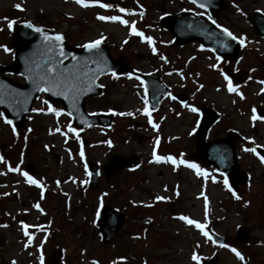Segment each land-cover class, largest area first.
<instances>
[{"label": "rangeland", "instance_id": "374dc122", "mask_svg": "<svg viewBox=\"0 0 264 264\" xmlns=\"http://www.w3.org/2000/svg\"><path fill=\"white\" fill-rule=\"evenodd\" d=\"M225 1L228 7L216 24L238 38L242 31L251 30L248 14L264 13V0ZM99 3L81 7L73 0H0V45L10 49L6 53L0 48V65L13 62V35L7 21H13V26L28 22L62 34L73 46L103 36L102 43L115 58L123 59L134 70L160 77L171 92L187 93L188 99L183 104H175L172 97L163 99L155 112L149 111L155 113L149 115L156 125L153 128L149 116L143 114L147 98L142 83L124 73L101 78L102 95L86 101L89 113L111 116L107 129L76 130L59 104H50L61 110L59 117L47 112L43 94L32 106L43 111L31 109L15 134L11 125L0 119V264H49L50 254L58 249L66 253L60 264H196L191 259L193 251L199 264L215 256V264H264V164L243 150L264 146V124L251 119L252 108L264 105L259 87L264 78V41L256 38L252 44L244 42L242 57L230 64L217 61L197 44L169 47L172 38L160 24L163 16L181 10L207 16L187 0H117L109 8ZM17 4L20 8L15 7ZM119 8L126 11L122 13ZM98 15L119 16L129 23L101 21ZM131 26L152 38L151 47L130 34ZM249 66L256 69L250 78L233 82L239 86L241 99L227 91L221 72L226 75V68L248 72ZM9 78L23 82L16 75ZM202 106L219 111L208 141L224 138L229 129L246 136L243 143L234 141L236 165L250 175L248 184L237 192L240 199L233 198L213 168L198 165L208 173L204 177L186 164L152 161L155 148L156 155L191 163L198 114L190 108ZM129 112L132 115L113 114ZM69 127L75 132H68ZM114 156L135 158L137 165L105 176L103 167ZM90 162H96L101 173L95 191L88 188L85 175ZM27 166H32V171ZM22 172L40 187L27 183ZM156 196L166 199L157 201ZM102 207L126 216L124 228L108 243L102 242L96 231V212ZM180 216L225 237L228 247L214 245ZM21 223L29 226L30 242ZM240 229H246L241 244L234 240ZM232 248L241 258L230 251Z\"/></svg>", "mask_w": 264, "mask_h": 264}, {"label": "water", "instance_id": "95a60500", "mask_svg": "<svg viewBox=\"0 0 264 264\" xmlns=\"http://www.w3.org/2000/svg\"><path fill=\"white\" fill-rule=\"evenodd\" d=\"M198 4H203L204 7L200 8L209 11L213 19H216L220 12L226 7L222 0H197L195 5L197 6ZM246 19L255 34L264 37V15L260 13H251L246 16ZM162 23L174 36L173 46H182L186 43L197 41L203 47L212 50L223 59L232 60L237 56L239 44L225 37L223 33L220 32V29L213 27L210 21L199 16L188 12H181L176 16H166ZM35 27L38 26H33V28ZM39 28H41L42 33L45 35L53 36L57 34L47 28ZM12 32V45L15 47L14 63L10 66H0V94L3 95L4 99V103L0 104V111L4 114V119L11 120L12 127L18 131L23 126L25 116L31 110L36 95L40 93L34 90L32 80L26 79L25 76L30 74L28 72L29 68L32 69L31 74L33 75L39 71V69L36 68V64L44 60L47 54L45 45L49 42L44 41L41 33L34 32L32 28L27 27L26 23L16 25ZM248 35L251 38L253 37L251 33H247L246 37ZM221 41H223L227 47L221 48ZM59 48L62 49L65 56L68 57L67 59L61 57V59H63V67L65 68H70V66L76 64L77 61L83 63L90 56V53L83 47H71L63 36ZM96 51L102 53L103 61L106 64L105 71L103 74L97 73L95 83L91 85V90L84 91L82 94L78 95L75 98V105L72 103V97L65 100L63 96H53L50 92L45 93L49 102H59L62 104L63 110L72 118L76 128L98 124L104 127L109 126L110 119L105 115H88L86 113L85 99L89 96H96L101 93V88L97 84L99 77L113 72L116 73V75H120L126 68L122 60H114L110 56L109 51L103 44H100L99 49ZM73 56L77 58L76 61L72 60L71 57ZM92 59L95 60L97 57L93 56ZM101 66L103 67L104 65L102 64ZM87 67L95 69L96 64L89 63ZM3 73H14L22 76L26 82L16 83L4 76ZM133 74L139 76L145 82L149 95L150 108L155 109L160 101V94L166 95L168 93L167 88L162 84H158V79H152L134 72ZM84 87L87 88L88 85L84 84ZM216 118V115L211 110L205 109L202 112V119L196 133V153L194 154V160H203L207 165H214L219 172L227 177L233 189L238 191L239 187L245 183L246 177L242 173H239L235 166L236 160L232 145L235 134L229 132L226 140H218L209 143L204 142L207 131ZM104 119L106 121H104ZM262 155H264V153H262ZM136 164V159L113 157L108 164L105 165L104 171L106 174H113L121 169L136 166ZM28 169L32 170V166H29ZM89 172V186L95 189L99 176L97 165L92 164L89 167ZM123 221L124 216L122 214L104 208L99 215L97 223L102 240L104 242L112 240L115 234L121 230ZM241 232L242 234L237 238L238 241H242L246 236V231L240 230V233ZM212 238L216 244L226 243L224 238H218L213 235ZM53 258L54 264H56L59 254L55 253ZM215 263L216 257L207 264Z\"/></svg>", "mask_w": 264, "mask_h": 264}, {"label": "snow or ice", "instance_id": "6c2138e0", "mask_svg": "<svg viewBox=\"0 0 264 264\" xmlns=\"http://www.w3.org/2000/svg\"><path fill=\"white\" fill-rule=\"evenodd\" d=\"M74 2L77 5H80L81 7H87V6H89V3H99V0H74ZM190 2L196 4L197 0H190ZM99 6L102 8L111 7V5L104 4V3H99ZM197 6L198 7H204L203 4H198ZM15 7L20 8V5L17 4V5H15ZM118 10L122 13L126 11L124 8H119ZM237 10L239 11V9H237ZM141 15H142V12H141ZM97 19H99L101 21H119V23H121V24H128L129 23L128 21L122 19L119 16L98 15ZM208 19L211 20V17H208ZM134 23L135 22L133 21L132 25H134ZM212 23L215 24V21L212 20ZM7 26H8V29L11 30L13 27V21L8 20ZM27 27L32 28L34 32L41 33L44 41H47L49 43H47L45 45V47L47 48V54L45 55L44 60L41 63L36 64V68L39 69V71L33 75V74H31L32 69L29 68L28 72L30 74L26 75L25 78L32 80L35 91H38L41 93H49L50 92L53 96H63L65 100H68L69 97H72V103H73V105H75V98L78 95L82 94L84 91H90L91 90V85L95 83V78H96L97 73L103 74L105 71L106 64L103 61L102 53H99L98 51H96L99 49V46H100L102 40L104 39V37L101 36L99 39H95V40H92L91 42L83 44L82 47L90 53V56L83 63L77 61V63L71 65L70 68H65V67H63V59H67L68 57L65 56L63 50L59 48V44H60V41L62 40V36L59 34H56L53 36L45 35L42 33L41 28H39V27L33 28V26L30 23L27 24ZM216 27L220 29V32L223 33V35L225 37L229 38L232 41H237L241 47L244 46V39L242 37L238 38L237 36L233 35L227 28H224V27L220 26L219 24H217ZM130 34H134V35L139 36L142 41L146 40L148 45L151 47L152 42H153L152 38L151 37H145L143 35V33L137 31V29L134 26L130 27ZM220 47L225 48V47H227V45L223 41H221ZM0 48H3V51L6 53L10 51V49H8L7 47H5L3 45H0ZM152 51H153V53H155V51H156L155 48H152ZM93 56L97 57V59L93 60L92 59ZM61 57H63V59H61ZM71 58L74 61H76V59H77L75 56H73ZM161 59H164V57L161 56ZM216 60L219 61L220 57L217 56ZM89 63H95L96 64L95 69L88 68L87 65ZM102 64L104 65L103 67L101 66ZM78 65H79V67H78ZM211 67L215 68L216 65L213 64V65H211ZM112 75L116 76V73L113 72ZM221 75L224 76V80L227 82V84H226L227 91L229 93H235L236 95H239L241 99H243L244 97L238 91L239 86L238 85L234 86L232 84L231 80L229 79V77L224 75L223 72H221ZM260 83L264 84V81H260ZM84 84H87L88 87L85 88ZM101 87H102V85H101ZM260 91L264 92V87H262L260 89ZM172 98L175 99V97H172ZM2 103H4V99H3V95L0 94V104H2ZM44 104L48 105V107H47L48 113H52L57 117H59L61 115V110H57V109L53 108L52 105H50L47 100L44 101ZM183 106L189 107L186 104ZM32 111L33 112H39V111H43V109H32ZM190 111L196 112L197 109L193 107V108H190ZM252 112H253V115L251 116V119L253 121H255L257 119H261L260 117L256 116L255 109H253ZM113 114L132 115V113H130V112L129 113H113ZM143 114L146 116H149L148 109H147V101H145V108L143 110ZM29 118L31 119V117H29ZM0 119H4L3 113H0ZM4 123L11 125L12 121L4 119ZM148 123L151 124L153 128L156 127V125L153 124L150 116L148 119ZM12 131H13V134H15L14 128ZM56 131L57 132L60 131L59 127L56 128ZM68 132L74 133L75 129L69 127ZM256 147H259V146H256ZM256 147L244 148L243 150L247 151V152H252L254 155H258V153H256ZM80 156H81V159H83V152L80 153ZM258 158L260 159V162L262 164H264V156H258ZM0 159H2V158H0ZM152 161L157 162V163L163 161L166 163H172L173 165L186 164V166L188 168L195 170V172L198 176H204V177L208 176L207 172H205L203 169L199 168L194 163H186L183 160H176L172 156L163 157V156L156 155L155 148H153ZM8 170L9 171H16V169H13V168H9ZM21 174L25 177V180L27 183L36 185L37 187H40V184L36 180H34L31 176H29L26 172H22ZM87 174H88L87 168H85V175H87ZM73 182H75V181H73ZM224 187L227 188L228 191L232 193L233 198L240 199V197L234 191H232L231 187H229L227 179L224 180ZM200 195L201 196L204 195L203 191L200 193ZM164 199H166V197H161V196L155 197V200H157V201L164 200ZM207 203H208L207 198L205 197V207L206 208H207ZM33 207L39 209L38 204H34ZM179 219L184 221L187 225L194 226L195 228L199 229L200 232L202 233V235H204L205 237H208V233L204 230L203 224H201L195 220H192L186 216H180ZM28 227L29 226L27 224L21 223V229L25 230L24 235L28 238V240L30 242L32 239V236L29 235V233L26 231V229ZM213 243H215V241H213ZM25 246L27 247L28 245H25ZM222 246L226 247V248L228 247V245H226V244L222 245ZM230 251L235 253V255L238 258H241L240 253L236 249L232 248V249H230ZM191 259L193 261H195L196 264H199V257L195 251H193V253L191 255ZM13 264H14V262H13ZM92 264H97V262L93 261ZM113 264H115V262H113Z\"/></svg>", "mask_w": 264, "mask_h": 264}]
</instances>
